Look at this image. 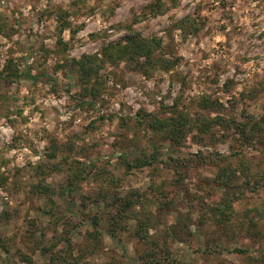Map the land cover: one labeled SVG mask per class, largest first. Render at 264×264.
Returning a JSON list of instances; mask_svg holds the SVG:
<instances>
[{"label":"rangeland","instance_id":"1","mask_svg":"<svg viewBox=\"0 0 264 264\" xmlns=\"http://www.w3.org/2000/svg\"><path fill=\"white\" fill-rule=\"evenodd\" d=\"M58 18L69 24L62 32ZM0 19V159L7 161L0 167V264H28L20 253L33 264H64L52 263L60 252L78 255V264H142L154 244L135 229L150 216L145 233L151 241L166 236L177 264H264L255 260L263 255L264 218L261 239L245 233L259 213L244 211V203L256 204V194L246 192L235 202L221 226L209 213L203 219L201 212L224 196L216 182L224 162L190 161L198 151L241 150L258 159L262 146L243 145L233 127L201 133L187 124L173 141L148 126L149 115L167 118L178 111L237 122L264 113V0H0ZM129 30L159 38L154 58L163 61L98 60L94 72L80 77L73 59H101L103 48L124 41ZM203 97L215 102L213 109L200 106ZM51 150L56 157L45 155ZM154 151L156 159L141 165ZM169 152L186 157V166L174 168ZM259 161L264 169V159ZM90 164L114 178L110 192H145L142 204L127 211L144 222L109 223L116 207L111 195L108 205L100 198L106 182L85 171L78 175ZM155 197L173 204L160 210ZM95 214L104 215L102 228L116 231L112 236L101 229L92 246L85 232L93 229ZM176 220L193 228L191 235L179 232L182 241L166 232ZM54 237H69L72 244ZM208 247L211 252H204Z\"/></svg>","mask_w":264,"mask_h":264},{"label":"trees","instance_id":"2","mask_svg":"<svg viewBox=\"0 0 264 264\" xmlns=\"http://www.w3.org/2000/svg\"><path fill=\"white\" fill-rule=\"evenodd\" d=\"M158 2L160 0H157ZM59 24L57 26L58 31L62 32L66 27L69 26L68 22L66 20H61L58 18ZM182 21H180L181 23ZM130 24L127 26L129 27ZM131 28V27H130ZM70 31H73L72 28H69ZM130 31V30H129ZM2 32V22L0 19V33ZM60 44L65 45L64 42L61 40L59 41ZM161 50V41L156 36H144L140 32H132L130 31L129 34L124 38V41L117 40L116 42H109L102 50V58H98V54H83L79 59L75 58L73 59L74 64L79 67L81 78L85 74L90 75V73L94 72L95 64L98 60L104 61L107 60L110 63H116L120 61L121 59H134L136 57H143L145 61L148 60V62H161L163 59L158 58L155 59V53L160 52ZM2 74V71H0V76ZM264 91V90H263ZM200 106L202 108H211L213 109L215 106V102L213 100H210L209 97L202 98L200 102ZM177 112V111H176ZM148 126L152 128L154 131H164L167 134H164L166 137L175 140L177 137V134H182L186 125L188 124V129L196 128L201 133H207L209 131H213L215 127H222V128H234V132L239 133V141L245 145H251V146H262V150L259 152L260 158H253L250 160L249 158H245L247 155L243 154L244 152L239 150L230 153L229 155H222V154H214L209 152H202L198 151L195 154H192L191 157L193 159H190V161L193 162V164L198 165L200 163L199 160H205L206 158H220L224 162V166H221L219 169V174L217 181L219 188L224 189V196L220 197L217 202L210 203V206H208L207 212L203 211L201 212V216L204 219L206 217V214L209 213V217L216 221V223L221 226L223 225L224 221H229L230 214H233L234 209V203L239 201L241 198L244 199V195L246 192H250L251 194H256V197L258 199V202L256 204L250 203L248 200L244 204L247 208L244 209V211L248 210V208L253 209V211L258 212V216H254V218H251L248 220V224L246 227L245 233L254 236L258 239H261L263 231L261 228H258V223L261 219L264 218V197H261V194L264 190V169L260 166L262 165V162L259 161L261 158L264 159V113L261 114L257 119L251 115H245V120L242 122H237L235 119L232 118H225L221 115L216 114L213 117L207 116L205 114H199L196 115L194 118L189 117L186 113L182 111H178L175 116L171 115L167 118H158L154 115H149L148 120ZM187 129V130H188ZM176 137V138H175ZM180 136H178L179 138ZM56 147V144H53L52 148ZM171 152L168 153V157L170 161L173 162V167H181L183 165L186 166L185 161L186 157L179 156L174 157L170 155ZM47 157L54 158L56 157V153L51 150L47 151L45 154ZM156 151H154L153 154H150L149 158H142L140 163L143 164H151L154 159H156ZM119 159H121L124 163L129 162L126 160V154H119ZM195 160L199 162H195ZM227 161H232L233 163H236V166L228 164ZM210 163V162H207ZM7 161L0 159V167L3 165H6ZM54 168H57L56 166H53ZM88 166L85 165V169L79 171L78 175H81L82 172L87 174H93V178L95 180L99 181H105L106 182V193H100V198L102 200L106 201V205H108L110 202H108L107 197L111 195V205L116 207V211L114 214H110V220L109 223L111 225H114L116 222L118 223L117 218H127V219H135L138 222H144L143 220H140V217L138 214H128L127 211L134 208L135 205H138L139 203L142 204L143 199L145 197V192H139V191H131L128 194H126L124 197L119 196L115 192H110L112 186L114 187L115 181L112 176H109L106 170H104L103 166H97L96 164H90L89 169H87ZM263 169V170H262ZM175 170V169H174ZM41 173H45L44 168L41 169ZM237 173L241 175L244 180L242 182L239 181V177L237 176ZM4 179V174L0 171V183ZM154 188L156 190L155 186H150V188ZM158 188V186H157ZM160 188V187H159ZM110 197V196H109ZM157 197H155L156 199ZM162 198V197H161ZM164 198V197H163ZM99 200V199H97ZM158 204L157 208L160 210L163 209L164 206H169L173 204V201L165 200V202L160 200H155ZM81 204H83L81 202ZM85 205V204H83ZM206 206V207H207ZM53 206L50 207V211H52ZM244 214V213H243ZM149 216V215H148ZM64 217V216H63ZM208 217V216H207ZM242 217H245V215H242ZM104 215L97 216V214L93 215L90 218V224L92 225V230H87L85 232V236H88V241L92 239V246H97L100 242V230L106 229L107 233L109 232L110 235H114L116 228L106 226L102 228L101 226V220H104ZM147 221H151V216L146 218L145 222L142 224H138L137 228L135 229V234L143 241V242H149V244H154L151 249L152 251L145 252L144 255L148 258V260H144L142 264H168L170 262H167V260L171 259V261H174V263L171 264H177V260L171 256V253L169 251L168 247V241L166 236L160 241H151L148 234L145 233V224ZM180 221V220H179ZM177 225L172 224L169 226L168 230L166 231L170 236L172 235L174 237V240L176 241H182L184 239L181 237L180 231L185 229L186 233L191 235L193 233V228L191 226H187V224L178 225V220H176ZM253 223V225H252ZM100 225V227H99ZM116 226V225H114ZM243 226V224L241 225ZM255 227V228H252ZM76 227L74 226V229ZM56 238V237H54ZM57 241H64L67 243L68 246L72 244L69 237L65 238H56ZM208 246H211L208 244ZM211 249L208 247L204 250L206 253H210ZM61 253V252H60ZM60 253H57L54 255V258H52V263L59 261L64 264H72L71 260L73 259L76 264H78L79 256H74L72 258V252L70 253V258L68 256H61ZM163 253V255H161ZM262 257L261 258H255L256 261L263 263L264 261V250L262 251ZM20 256L23 261H25L28 264H33V261L31 258H29L26 254H21ZM81 256V255H80ZM154 257V258H153ZM165 258V259H164ZM163 259V260H162Z\"/></svg>","mask_w":264,"mask_h":264}]
</instances>
